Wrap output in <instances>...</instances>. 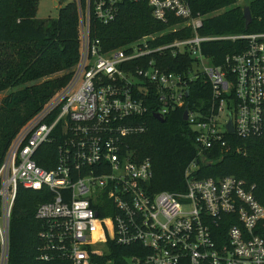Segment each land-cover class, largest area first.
I'll return each instance as SVG.
<instances>
[{
    "label": "built area",
    "instance_id": "2783aa9c",
    "mask_svg": "<svg viewBox=\"0 0 264 264\" xmlns=\"http://www.w3.org/2000/svg\"><path fill=\"white\" fill-rule=\"evenodd\" d=\"M76 1L79 56L70 78L19 128L0 165L1 264L19 188L51 194L34 212L42 260L98 264L91 255H103L112 241L147 250L144 258L128 257V264H264V206L254 186L232 175L196 174L205 151L230 149L227 136H264V32L199 35L203 17H194L186 0ZM123 1L146 2L152 18L166 26L104 49L92 21H113ZM187 27L191 36L162 40ZM219 40L246 46L213 65L201 45ZM177 55L192 58V66L182 72L164 66ZM196 79L210 85V96L188 107ZM153 95L154 114L182 108L196 132L183 191H154L150 159H139L129 144L147 130L144 99ZM48 143L55 144L50 169L36 161H51L42 148Z\"/></svg>",
    "mask_w": 264,
    "mask_h": 264
},
{
    "label": "trees",
    "instance_id": "16d2710c",
    "mask_svg": "<svg viewBox=\"0 0 264 264\" xmlns=\"http://www.w3.org/2000/svg\"><path fill=\"white\" fill-rule=\"evenodd\" d=\"M40 0H0V165L19 128L65 83L79 56L78 5L76 0L59 7L55 19H38ZM66 1V0H62ZM81 4L84 0H80ZM194 17H203L199 35H224L264 32V0H186ZM248 6L251 22L245 27L242 8ZM221 11L217 14L212 13ZM174 21H170L171 24ZM165 24L154 20L147 3L123 1L113 21L101 24L93 20V34L104 49L118 47L141 36L159 31ZM189 27L170 33L162 40L189 37ZM244 40L208 41L201 45L202 53L213 65L223 64L226 54L245 49ZM193 64L188 56L167 58L164 66L175 72L186 71ZM188 107L210 96V85L203 79L189 84ZM147 112L142 117L147 130L130 137V146L139 159L149 158L153 175L150 187L154 191H183L184 170L196 156V132L183 120L182 108L165 116L164 121L154 117L158 105L156 97L144 99ZM230 149L217 146L204 152L196 171L199 178H220L232 175L253 185V194L264 206V136L238 139L227 136ZM55 144L48 148L51 161L36 157L43 168L54 166ZM236 147H240L238 151ZM45 189L34 191L19 188L10 216L6 264H71L67 259L42 260L41 240L38 232L41 223L34 218L37 205L50 199ZM104 215L106 212H101ZM101 256L91 255L93 262L128 264L127 258L136 255L144 258L147 250L139 243L119 245L112 241ZM2 248L0 244V264ZM179 264H188L181 261Z\"/></svg>",
    "mask_w": 264,
    "mask_h": 264
},
{
    "label": "rangeland",
    "instance_id": "374dc122",
    "mask_svg": "<svg viewBox=\"0 0 264 264\" xmlns=\"http://www.w3.org/2000/svg\"><path fill=\"white\" fill-rule=\"evenodd\" d=\"M72 1V0H40L37 6L36 11V17L38 19H55L57 17L58 9L60 6H62L64 3ZM237 3L243 4L244 2L242 0H237ZM221 11H216L213 14H217ZM6 94V91L0 92V98H2ZM7 263V254L4 256V260L2 261V264Z\"/></svg>",
    "mask_w": 264,
    "mask_h": 264
},
{
    "label": "water",
    "instance_id": "95a60500",
    "mask_svg": "<svg viewBox=\"0 0 264 264\" xmlns=\"http://www.w3.org/2000/svg\"><path fill=\"white\" fill-rule=\"evenodd\" d=\"M242 11H243L244 24H245V27H247L248 24L251 22V18H252L251 12H250V9H249L248 6H244L242 8ZM153 115L159 121H164L165 120V117H163V116H161L159 114H153ZM182 117H183V120H186L187 119V112H186V110L183 111ZM228 127H229V131L232 132L230 123H228Z\"/></svg>",
    "mask_w": 264,
    "mask_h": 264
}]
</instances>
